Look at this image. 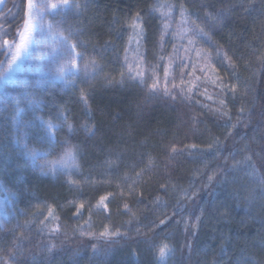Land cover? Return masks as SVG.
<instances>
[{"label":"trees","instance_id":"trees-1","mask_svg":"<svg viewBox=\"0 0 264 264\" xmlns=\"http://www.w3.org/2000/svg\"><path fill=\"white\" fill-rule=\"evenodd\" d=\"M81 3L86 7L66 14L62 27L78 33L84 46L79 50L84 59L96 62V75L81 83V72L77 87L64 89L52 80L36 84L24 70L0 97V179L17 198L14 214L1 223L0 257L13 251L15 241L21 245L15 264H157L149 241L159 244L166 237L173 248L167 264H264V64L259 59L264 55V0ZM181 3L210 37L198 41L195 50L176 34ZM167 4L176 6L175 20L162 42V12L168 8H152ZM23 8L21 0H5L0 44L12 39ZM136 12L143 20L139 34L128 27ZM181 58L188 65L184 84L173 89V83L180 84ZM165 64L171 65L167 81L172 95L163 92ZM130 65L133 75L145 69L151 75L149 65L155 68L156 95L149 96L139 77H129ZM218 77L236 85L237 93L221 92ZM81 89L87 93L86 105ZM34 98L43 119L63 123L58 117L67 116L74 126L71 133L66 125L57 132L59 141L78 147L71 175L47 177L14 157L7 119L17 104L29 111ZM242 106L247 111L237 124ZM61 151L57 144L47 159H56ZM209 176L214 177L211 183ZM101 196L109 197L107 211L97 206ZM49 207L52 214L45 220ZM104 225L120 235L98 238ZM21 236L26 239L18 240Z\"/></svg>","mask_w":264,"mask_h":264},{"label":"snow or ice","instance_id":"snow-or-ice-1","mask_svg":"<svg viewBox=\"0 0 264 264\" xmlns=\"http://www.w3.org/2000/svg\"><path fill=\"white\" fill-rule=\"evenodd\" d=\"M21 3L24 5L22 9L23 15L20 18V21L16 24V31L13 35L12 39L9 40L7 38L3 39L2 44H0V52L3 53V59H0V82L7 83L9 82L13 75L21 69L23 65H28L29 68H35V71L39 72L42 77H50L52 79L60 80L67 87L75 88L77 87V81L80 80V74L83 72L84 80L80 82H86V80L92 79L99 68L96 62L89 61L84 59V52L80 51L82 49L83 43L78 38V33L71 29H64L62 27L64 20L63 17L71 13L73 11L76 14L86 7V4H82L81 0H42L41 3L37 4L34 0H21ZM167 7V12H162V16L164 18L163 23V33L161 35V41H164V35L167 34L170 30H172L173 21L175 17L173 15V10L175 9V5L167 4V5H153L152 10L156 12H160L162 8ZM180 9V19L178 22V30L176 34H178L181 39H187L188 44L192 46V49L195 50L198 41L202 39H210L208 36L205 27L202 24L198 23V17L196 19H192L184 4L181 3L179 5ZM247 10V9H245ZM208 15V13H205ZM51 16V19L48 17ZM59 16L61 19L57 20L56 17ZM134 32L138 34L142 32L143 29V20L141 12H136L131 16V22L128 25ZM8 33L5 32V36ZM51 37L52 44L50 49L46 47L48 43V38ZM176 49L177 54H179L180 49L177 48L176 45L173 46ZM199 54V53H198ZM216 54L219 56L220 50L216 49ZM163 59V57H161ZM225 62L229 64L230 67L235 69L236 65L233 63L232 58L227 54H224ZM261 63L264 64V55L260 58ZM79 61H83L81 65ZM6 62V67L4 66ZM181 62L183 63V67L180 68V84L173 83L172 88H180L182 84H184L183 76L184 67H187V63L183 62L181 58ZM136 69H139V65L135 66ZM159 67V65H156ZM171 65L165 64L163 67V76L165 78V87L163 92L165 95H172V91L168 87L167 78L169 76ZM151 69V75L147 69L145 70H137L133 75V67L130 65L128 69V75L132 79L140 78L141 83H144L148 88L149 96H154L157 94L159 88V79L155 77V68L149 65ZM203 71V69H201ZM213 72L216 71L215 68L212 69ZM124 73H121L123 76ZM187 75H192V73H187ZM207 75V73H205ZM72 77L71 80L67 79V77ZM233 76H236L235 71H233ZM239 79L238 76H236ZM152 79V83H148V80ZM197 80H200V77H196ZM221 81L219 87L221 92L230 91L235 95L238 91L236 85H229L223 83L222 78L218 77ZM183 92L184 89H181ZM188 92H191V88L187 89ZM206 91V89H205ZM178 95V94H177ZM177 96L173 95V99H176ZM211 99V97H209ZM260 99L264 101V93L261 94ZM80 100L86 105L87 104V93L85 89L80 90ZM40 101L38 99H33L29 102V107L38 108ZM221 105H224V101L221 100ZM262 115H264V104L261 105ZM247 111V109L242 106L240 109L241 116L237 117V124L241 122L243 119V114ZM21 109L17 104L15 114L13 116V124L14 127H17V131H19L20 126L24 127H34L37 129V135L35 137L36 142L41 145V147H36L30 145L26 139H19L17 143L22 147L23 151L27 155V157L35 163L40 160L43 161L41 163L42 171H52L56 172L57 170H66L71 169L75 166L76 153L78 151V147L76 145L70 144V142L65 139L63 141H59L57 139V132L66 125L69 133L74 131V126L72 123L68 122L67 116L58 117L61 119L63 123H54L52 120H45L41 116H35L33 120L30 121H22L20 119ZM227 115V113H222ZM250 114V112H249ZM228 119L231 120V116H228ZM237 125H232V128H235ZM85 129L89 132L92 131L87 125H85ZM229 135H232V132L229 131ZM26 133L22 134V137H26ZM59 144L61 146L62 151L58 155L56 159L49 160V157L56 145ZM195 145H192V148H195ZM213 145L209 144L208 149L211 150ZM175 152L176 149L173 148ZM247 159V158H246ZM243 163V161H237L236 164ZM139 175V173H137ZM214 177L209 176L208 180L211 183ZM69 183H74L71 179ZM161 187H165V185H161ZM123 195V193H121ZM128 195H133V190L129 189ZM108 196H101L99 198L98 207H103L105 211H107V204L105 203L108 200ZM83 205H80L77 208V212H79L80 208ZM126 211L131 212L129 204L125 203L123 205ZM48 216H45V220H48L52 214V209L49 207ZM6 215V214H5ZM132 217L135 218V213H132ZM199 219V217H197ZM43 223V221L41 222ZM165 220H161L160 224H164ZM20 225L17 224L14 226L15 228H19ZM3 228V225H0V229ZM59 229H55L54 231H58ZM85 233L81 232V235ZM89 236H94L95 234L88 233ZM120 235L119 230L111 231L109 225H104L103 230L99 232L98 238L100 239H109L111 237H117ZM18 240L22 241L26 239V237H18ZM151 247L155 249L154 256L157 261V264H167V258L169 254L173 251V248L170 247L167 242V238L165 237L159 244H156L153 240L149 241ZM54 245L48 247V251L51 252ZM92 248L94 251L97 250V245L93 244ZM21 249L20 243H16L14 241V249L7 253L6 257H0V264H15V252L16 250Z\"/></svg>","mask_w":264,"mask_h":264},{"label":"rangeland","instance_id":"rangeland-1","mask_svg":"<svg viewBox=\"0 0 264 264\" xmlns=\"http://www.w3.org/2000/svg\"><path fill=\"white\" fill-rule=\"evenodd\" d=\"M34 2H36L37 4L41 3L42 0H34ZM49 19H51V16L48 17ZM52 44V39L51 37L48 38V43L46 45V47H48L50 49V46ZM27 70L29 76L31 77V79L33 80L34 83L36 84H43L44 82H47L49 80L55 81L58 84H60L64 89H71L72 87H67L65 86V84L63 82H61L60 80L57 79H52L50 77H42L41 74L37 71H35V68H29L28 65H23L21 67V69L19 71H17L12 79L7 82V83H3L0 82V97L4 91V88L6 85L8 84H12L14 82H16V80L19 78L20 74L24 71ZM67 79L71 80L72 77H67ZM29 107V106H28ZM29 111H23L21 109V113H20V119L22 121H30L33 120V118L35 116H40L38 115V113L35 111L34 106L33 107H29L28 108ZM15 112L13 113V115H11V117H9L7 119V129L10 130L12 136H11V144L13 146L12 150L15 153V156L17 158V163L18 164H23L24 166H30L32 165L34 168H38L39 171L47 176V177H57L58 175H71L72 173L75 172L76 168H77V164H76V159H75V166L72 167L71 169H66V170H57L56 172H52V171H42L41 170V163L43 161H36L35 163H33L25 154V152L23 151L22 147H20V145L17 143V141L19 139H26L27 142L32 145V146H36V147H41L40 144H38L36 142V135H37V129L34 127H24V126H20L19 131H17V127H14L13 124V116H14ZM26 133V137H22V134ZM51 160V159H49ZM16 196H14V194L9 193L5 187L2 184V180L0 179V225L2 223L3 220L10 218L14 212H15V202H16ZM6 214V215H5Z\"/></svg>","mask_w":264,"mask_h":264},{"label":"water","instance_id":"water-1","mask_svg":"<svg viewBox=\"0 0 264 264\" xmlns=\"http://www.w3.org/2000/svg\"><path fill=\"white\" fill-rule=\"evenodd\" d=\"M4 3H5V0H0V11L3 8Z\"/></svg>","mask_w":264,"mask_h":264}]
</instances>
